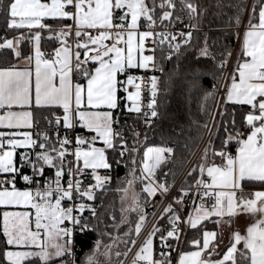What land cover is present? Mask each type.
Returning a JSON list of instances; mask_svg holds the SVG:
<instances>
[{
  "label": "snow or ice",
  "instance_id": "snow-or-ice-1",
  "mask_svg": "<svg viewBox=\"0 0 264 264\" xmlns=\"http://www.w3.org/2000/svg\"><path fill=\"white\" fill-rule=\"evenodd\" d=\"M213 8V18L227 16L228 25L214 30L240 41L231 71L233 50L224 44L212 51L208 33L202 32ZM0 17L11 33L0 37V53L23 61L0 67V264H76L74 236L98 231L107 220L100 206L90 203L101 199L113 179L99 170L112 172L122 165H131V178L120 189L121 203L129 189L132 202L121 207L118 222L112 215L113 231L101 232L111 240L103 245V255L123 245L116 264H124L120 257L126 260L133 248L132 264H172L176 246L189 243L182 238L186 226L199 238L190 241L195 250L180 253L177 264H264V0H216L208 7L202 0H0ZM45 41L57 46L45 52ZM24 42L32 44L31 55H22ZM189 49L196 54L184 76L187 87L201 89L200 77L207 73L196 65L206 59L213 63V79L219 74L224 80V95L209 113L206 101L220 88L214 84V92H204L201 107L209 121L197 125L207 133L201 159L141 240L145 206L155 209V197L163 201L175 187L167 180L171 174L174 181L175 174L161 169L173 162L186 129L178 126L174 135H162L161 145L144 147L138 160L147 135L141 140L134 124L129 138L116 127L120 120L114 112L125 102L124 110L147 127L162 118L164 89L155 73L165 71V61H175L169 79L179 76ZM237 105L248 109L239 124ZM41 111L48 112L43 117L47 127L36 131ZM77 127L94 135L70 138L68 131ZM98 140L104 147L95 146ZM17 179L35 190L18 189ZM248 182H258L261 190L245 191ZM137 183L140 192L134 191ZM189 200L194 207L183 216ZM133 213L134 220L129 218ZM240 213L252 215L254 223L243 235L233 233L220 250L218 232L207 230V222L218 226ZM122 226L127 231L116 234ZM100 247L97 240L87 264H98Z\"/></svg>",
  "mask_w": 264,
  "mask_h": 264
},
{
  "label": "trees",
  "instance_id": "trees-1",
  "mask_svg": "<svg viewBox=\"0 0 264 264\" xmlns=\"http://www.w3.org/2000/svg\"><path fill=\"white\" fill-rule=\"evenodd\" d=\"M216 0H202V3L205 7H208L209 5L215 4ZM216 11V9H211L209 14L203 19V27L202 32L208 33L209 35V45L212 51L216 52L218 51L224 44L228 45L229 50H233L235 43L237 39H234L230 34L228 35V38L225 39L224 36L214 29L216 28H228V25L226 23L227 16L219 17V18H213V13ZM246 18V17H245ZM48 23L52 24L53 21L48 20ZM209 25H211V28L213 31L209 30ZM54 27H59V25L53 24ZM231 32H236L237 29L235 27H232L230 29ZM5 34H8L9 36L11 33H8L7 30L4 27V21L3 18L0 17V37H3ZM201 41L203 40V36L201 35ZM218 41V42H217ZM215 42V43H214ZM195 43V41H194ZM30 43L24 42L21 44L22 48V54L28 53ZM57 45L54 42L45 41L43 44V49L45 51H52ZM195 49H189V51L186 53L187 59H184L180 65V75H172L171 80L169 79V75L173 73L174 64L173 62H167L165 61L163 63V67L165 71L163 73L158 72V76L161 77V88L164 89V91L161 93L159 99L162 104L161 111L163 113L162 118L156 119L152 126L150 127L149 131L146 133L147 140L144 141L143 146L141 147L140 153L137 155V159L142 158L144 147L159 144L161 145V136H169L174 135L173 129L176 128L178 130V126H184L186 131L184 136L180 137V145L177 148L174 156L173 162L168 163L166 166H162L161 171L162 172H171L175 174V180L173 181V177L170 174L167 177V180L170 183H174L178 180L184 169L187 167L193 156L195 155L198 147L201 144V139H199L200 136H204L205 132H201L200 129L197 128V125H203L206 122L209 121V116L206 115L205 111L201 107L203 103H205L202 100L203 94L205 91H215L213 88L214 84H218V82L221 80V77L219 74H217V79H213L212 71H213V63L210 60L201 59L199 61V64L196 65L201 71L207 73L206 75H203L200 77V85L201 89L199 91L197 90H191L187 87V82L184 80V76L186 75V70L195 64ZM159 59V54H158ZM16 62V58L10 53V52H3L0 53V67H6L10 64H13ZM215 95L214 97L208 99L206 101L207 105V111L211 113L213 103H214ZM229 109H232L233 106L229 105ZM125 103L121 102L120 109L115 111V116L119 118L122 122L126 123L128 120H137V117L133 114H128L125 110ZM236 108V120L239 124L242 119V113L248 111L246 106H235ZM57 112H60L59 109H54ZM47 111H41L37 112L36 116L39 120H42L43 117L47 116ZM185 140L188 141V148L184 147ZM171 146V144L169 145ZM237 148V145L233 144L231 146V151L234 152ZM107 155L111 159L113 157V153L111 150H108ZM201 159V154L196 159L195 165L199 160ZM219 163V161H218ZM131 165L128 166H120L118 169H114L112 172H108L107 170H101L102 173L111 175L113 177L112 182L108 186V190L103 193L101 199H98L99 202V211L102 214H105L107 217L106 222H101L98 225V231H92V232H86L80 235L77 238V243L81 247L79 251V257H78V264H87V257L91 255L95 251V244L97 240L103 241V242H110L111 240L108 239L107 235L101 236V232H109L113 231L111 228L112 215H115L116 221L118 222L121 218V212L120 209L124 204L121 203V192L120 189L124 186V181L126 179H130L129 175V168ZM27 171V169H25ZM25 171V172H26ZM46 174L52 175L51 170H49ZM160 173L158 172V175ZM161 180L165 179L163 175L160 176ZM185 181V178L181 181L178 188L181 186V184ZM245 187H251V188H257L261 187L258 182H248L245 184ZM136 192H140L142 186L137 183L135 185ZM177 188V189H178ZM177 194V191L175 192V195ZM174 195V196H175ZM162 198L157 195L155 197L156 206L160 203ZM150 205V204H148ZM145 206L146 207L148 206ZM153 210L149 212V215H151ZM130 219H135V213L131 214ZM93 224H95V221H92ZM214 226L213 223L207 222V229L212 228ZM127 231V226H122L119 229V232L116 234L122 235L123 232ZM193 236L199 237V233L196 231L189 229L187 239L186 241L190 242L191 238ZM189 243H185V246ZM184 246V248H185ZM120 252H123L124 246L119 245L118 246ZM121 260H124V257H120ZM117 261V258H116ZM98 264L100 262L98 261ZM116 264V262H115Z\"/></svg>",
  "mask_w": 264,
  "mask_h": 264
},
{
  "label": "built area",
  "instance_id": "built-area-1",
  "mask_svg": "<svg viewBox=\"0 0 264 264\" xmlns=\"http://www.w3.org/2000/svg\"><path fill=\"white\" fill-rule=\"evenodd\" d=\"M246 20V18H245ZM177 27H179V25H177ZM239 46H240V41L237 40L236 43H235V46H234V49H233V57H232V63L229 65V68H228V71H231L232 69V66L234 65L235 63V60L237 58V54L239 52ZM137 75H143V72H139V73H136ZM152 73H149V75H151ZM156 75H158V71L155 73ZM223 85H224V80L221 78V80L219 81V83L217 84V86L220 88V91L219 92H215V99H214V103H213V107H212V110L211 112H213L217 105L220 103L221 101V98L223 97L224 95V91H223ZM121 95L123 96L124 93H121ZM125 103V102H124ZM134 116H136L135 114H133ZM40 123H39V128H36L35 130L36 131H42L43 129H45L47 127V124L45 122L44 119L42 120H39ZM135 124V127H136V131H139L142 133V136H141V140H143V135L146 134L150 127H147L145 126V124L143 123V120L142 119H137V120H128L126 123L122 122L120 120V124L119 125H116L117 128H120L122 131L125 132V134L127 136H131V133L129 131V126H132ZM65 132L62 130L61 131V135H64ZM69 135L70 138H74L76 136H85L87 138H91L92 135H94V133H91L89 131H85L84 129L80 128V127H77L73 130H70L68 131L67 133ZM131 142V141H130ZM207 142V133H204V136H203V139L201 141V144L200 146L198 147L195 155L193 156V158L191 159V161L189 162V164L187 165V167L184 169V171L182 172V174L180 175V177L178 178V180L175 182V187L173 188L172 192H171V195H169L166 199H164L163 201L161 200L160 203L155 207V209H153L152 213L150 216H148V219L146 221V226L145 228L143 229V232H142V235L140 237L141 240H143V238L148 234V232L151 230L152 226L154 223H156V217L159 215V213L163 210V207L166 206L168 203H171L172 202V198L173 196L175 195V192L179 186V184L181 183V181L186 177L187 175V172L190 170V168L193 166V164L195 163L196 159L199 157V155L202 153V150H203V147H204V144ZM69 159H72V157H69ZM26 173H30V170L27 169ZM48 176H51L50 174H46ZM43 183V181H42ZM19 185L17 184L16 182V187H18ZM28 187H31L32 190H35V185H32V186H29L27 185ZM90 203H94V204H97V205H100L99 202L96 200V201H92ZM194 207V204H193V201L192 200H189L185 205H184V208L182 210V215L183 216H186L189 212L192 211ZM87 214V213H86ZM161 227H167V221L166 220H161L159 221ZM189 229L188 227L186 226H182V233H183V239L186 240L187 239V235H188V232H189ZM82 235V234H76L74 236V243H75V255H76V264H78V257H79V251L81 249V247L78 245L77 243V238ZM154 246L155 247H158V241H154ZM184 246H185V243H182V244H179L176 246V251H173L171 253V259H172V264H177V261L179 259V254L183 252L184 250ZM135 251H137V248H133L132 249V252H130L126 258V260L124 259V264H130L132 259H133V255L135 253Z\"/></svg>",
  "mask_w": 264,
  "mask_h": 264
},
{
  "label": "crops",
  "instance_id": "crops-1",
  "mask_svg": "<svg viewBox=\"0 0 264 264\" xmlns=\"http://www.w3.org/2000/svg\"><path fill=\"white\" fill-rule=\"evenodd\" d=\"M21 47V46H20ZM240 48V46H239ZM43 51H45L42 48ZM22 51V48H21ZM31 51H32V44L30 43L29 48H28V53L27 54H22L23 56H28L31 55ZM45 52H51V51H45ZM15 63H20L22 64L23 61H17ZM7 67V66H6ZM60 112H62V109H59ZM115 113V112H114ZM115 116V114H114ZM85 131H88L86 129H84ZM96 147H104L103 142L102 141H97L95 144ZM236 149L234 152H232L233 154H235ZM102 170V169H101ZM100 171L101 175H107L102 173V171ZM26 171V170H24ZM17 184L19 185L17 188L20 190H26L29 187L20 179H17ZM261 190V187H257V188H251V187H245V191H258ZM255 218L247 213H240L236 216H233L231 218L229 217H225L224 220L221 222L220 225H214L212 228H209L207 230L209 231H217L218 232V240H219V244H220V250L224 249V245L228 244L229 240L231 239L233 233L235 232H240L242 235L246 233L247 228L254 223ZM199 237L193 236L191 238L190 241H192L193 239H197ZM195 248L191 245V243L189 242V244H187L183 250L182 253L185 252H189V251H194Z\"/></svg>",
  "mask_w": 264,
  "mask_h": 264
},
{
  "label": "rangeland",
  "instance_id": "rangeland-1",
  "mask_svg": "<svg viewBox=\"0 0 264 264\" xmlns=\"http://www.w3.org/2000/svg\"><path fill=\"white\" fill-rule=\"evenodd\" d=\"M150 146H160V145L154 144V145H150ZM134 191L136 192L135 188H134ZM132 195H133V189H129L128 200L124 201V203H123L124 206L131 204ZM125 215H128V213H125ZM105 244H111V241L108 243L101 241V247H100L99 251L96 252V259H97V261L100 262V264H115L116 258H117L115 254L117 252H120L121 249H119V247H117V246H113L109 256H105V255H103V252H104L103 245H105Z\"/></svg>",
  "mask_w": 264,
  "mask_h": 264
},
{
  "label": "water",
  "instance_id": "water-1",
  "mask_svg": "<svg viewBox=\"0 0 264 264\" xmlns=\"http://www.w3.org/2000/svg\"><path fill=\"white\" fill-rule=\"evenodd\" d=\"M151 210H153V208L151 207V204H150V205H148V206L146 207V209H145V211H146V213H147L146 221H147V219H148V215H149V212H150ZM130 264H132V261H131Z\"/></svg>",
  "mask_w": 264,
  "mask_h": 264
}]
</instances>
